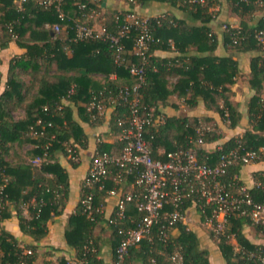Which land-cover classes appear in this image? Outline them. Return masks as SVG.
<instances>
[{"label":"trees","instance_id":"1","mask_svg":"<svg viewBox=\"0 0 264 264\" xmlns=\"http://www.w3.org/2000/svg\"><path fill=\"white\" fill-rule=\"evenodd\" d=\"M0 0V26L3 31L0 38V224L14 215L20 231L29 236L33 244L20 246L17 238L9 231L0 228V264H34L36 259L37 241L43 238L49 225L55 217L62 214L69 193V176L66 168L56 160H47L56 151L67 155L63 142H69L75 151L85 148L87 136L80 122L75 119L73 109L77 110L79 119L84 122H98L99 116L95 109H88L93 100L103 98V103L110 107L109 130L115 134L119 131L117 121L126 118L127 105L121 99L111 101L108 95L116 96L120 89L131 86L135 82L127 68V63H137L139 59L131 53L132 39L136 31L131 30L129 37L123 42L126 52L123 54L124 64H117L108 42L103 39L74 38L73 18L78 15V4L90 5L87 0H61L62 11L67 15L64 34L54 33L52 25L59 22L57 11L53 5L44 6L40 0ZM125 2V0H123ZM147 1L138 0L139 6ZM153 1V0H152ZM164 1L172 7L181 10L183 15L177 17L173 13L164 12L150 16V32L152 40L148 44L147 62L143 73V82L139 88L140 110L155 106L157 110L167 104H172V95L183 98L190 106L200 99L206 109L218 113L223 124L228 128L236 127L241 120V112L234 101V91L231 86L236 82L240 72L238 62L230 55L214 54L217 47V34L211 30L209 22L216 19L219 9L213 11L210 7L220 6L222 0H203L202 3L189 4L184 0ZM231 13L239 17L238 24L222 21L229 29L221 28V40L225 49L232 52H253L250 57L247 83L253 94L248 102L247 128L241 135H235L220 142L223 138L219 128L196 132L199 123L197 118L167 116L165 123L147 126L145 139L151 145L154 158L162 159L165 151L178 147L191 146L197 137L203 143L198 147V159L213 164L221 153L238 147L239 152L255 151L258 157L253 161L264 160V15L253 23L254 13L264 10V0H224ZM104 0L99 2L97 9L102 12L100 22L106 31L114 32L122 24V12L127 8L106 11ZM87 9V8H86ZM87 11V10H86ZM121 11V13H119ZM247 16V17H246ZM220 24V26H221ZM259 34V35H257ZM261 37L262 40H259ZM236 39V42L233 40ZM15 43L23 49L22 53H13L5 57L4 52L10 43ZM176 51L173 57H158L156 50ZM194 53H190L192 48ZM2 55V56H1ZM4 62V63H3ZM53 65L56 71L52 72ZM23 73H29L32 84L37 85L34 95L23 94L21 79ZM95 74L101 75V80L94 79ZM114 75L115 78H110ZM177 76L171 85L168 77ZM264 90V89H263ZM23 109L24 118L14 120L13 110ZM40 120V122H38ZM209 123L210 118L204 117ZM43 131L42 134L39 132ZM217 131V132H216ZM53 135V137H51ZM30 144L27 154L43 157L39 166L21 161L13 164L6 159L11 142ZM216 142L221 146L205 148L204 144ZM220 142V143H218ZM49 144V145H48ZM48 145V146H47ZM45 146L47 148L45 149ZM103 151L118 154L120 144L115 140L103 141L100 144ZM71 165L76 162L69 157ZM237 162L228 167L224 179L230 180L235 187L243 185L239 178L241 166ZM117 167L112 166V171ZM49 175V176H47ZM254 184L248 188L253 202L264 204V170L253 173ZM133 175L126 176L122 184H118L117 195L111 213L96 211L87 215L81 199L87 192L83 185L80 188V198L75 212L72 213L64 231L68 246L75 252L73 264H101L98 258L97 237L94 234L96 224L103 221L111 232L114 264L115 250L121 239L119 228H133L144 215L137 210L135 201L128 203L125 217L116 222H109L114 217L116 201L120 194L130 189ZM113 182H106V188H111ZM110 197L104 192L95 195V202L104 207L105 199ZM196 196L188 197L180 206L185 214L190 207L195 208L201 219L200 202ZM33 200V204L30 201ZM28 205L29 218L22 214L21 207ZM249 211V206H243ZM168 210L172 207H168ZM209 213V207H205ZM161 222L156 223L151 231L141 240L128 248L122 264H174L170 255L177 250L181 254L182 264H209L208 252L200 248L196 234L184 228L182 222H176L167 230V238L163 242L160 237ZM251 225L257 232L264 235V223L255 222L248 212L240 209L232 210L226 221L225 229L214 238L226 264H262L256 255L264 256V245L250 242L243 232V227ZM179 234L174 236V228ZM233 237L237 247L230 243ZM25 248L29 252H25ZM252 253L253 256L249 254ZM44 264H56L46 261ZM57 264H70L62 257Z\"/></svg>","mask_w":264,"mask_h":264},{"label":"built area","instance_id":"2","mask_svg":"<svg viewBox=\"0 0 264 264\" xmlns=\"http://www.w3.org/2000/svg\"><path fill=\"white\" fill-rule=\"evenodd\" d=\"M24 1L26 0L18 2L22 4ZM87 1L90 3L88 7L85 3L78 4V15L73 18L74 38L78 40L98 38L107 41L115 62L124 64L123 54L126 52V47L123 39L129 37L133 29L136 34L132 39L131 53L139 59L137 63H127L129 73L134 76L135 82L129 87L120 89L116 96L108 95L111 101L121 99L128 108L126 118L117 121L120 128L116 134V141L120 144L119 153L113 154L96 148L83 177V185L87 188V192L81 203L84 211L89 215L93 211L103 213V207L95 202L96 194L104 192L109 196L117 195L116 186L122 184L126 176L133 175L130 189L118 197L114 217L109 222L122 220L125 217L126 207L131 201H135L137 210L143 211L144 215L133 228L118 229L122 237L115 250V264H122L128 248L138 243L158 222H161L159 238L164 242L167 238L166 231L176 222L185 220L186 216L180 211V206L186 198L193 195L200 202L199 208L204 223L215 237L225 229L227 216L234 209H240L241 213L248 212L255 222L264 223V204L253 202L246 186L235 187L230 180L224 179L229 166L237 162L246 164L255 160L258 157L255 151L248 150L241 153L236 147L221 153L215 163H206L198 159V147L203 143L199 136L187 148L178 147L168 151L159 149L158 152L164 155L162 159L152 156L151 145L144 134L147 126L165 123L167 116L155 106H148L143 110H140L139 106L141 97L139 88L143 82L145 63L149 56L148 44L152 40L150 17L141 15L137 11L138 0H125L131 8L122 12V24L118 25L114 32H109L103 25L95 27L92 23L93 17L98 15L97 6L101 0ZM184 1L189 4L203 2V0ZM39 3L55 7L59 22L53 24L51 30L54 33L63 31L68 17L62 11L61 0H40ZM221 28L229 29L225 23ZM258 38L262 40L261 37ZM233 42H236V39ZM88 109H95L96 115L100 116L105 113L107 107L103 103V98H99L91 101ZM207 129L209 128L200 122L196 132L200 133ZM42 133L43 131L39 132ZM63 146L67 155L77 161L78 153L74 146L69 142H63ZM220 148L221 146L217 147ZM45 156L46 153L43 157L35 156L34 161L44 160ZM114 165L117 170L113 172ZM109 180L113 182V186L106 188V182ZM244 205L250 207L249 211L243 208ZM168 207L172 209L168 210ZM205 207H209V213L206 212ZM249 255L253 256L252 253ZM256 257L264 264V256L257 254ZM170 259L174 264H182L181 254L177 250L172 252Z\"/></svg>","mask_w":264,"mask_h":264},{"label":"crops","instance_id":"3","mask_svg":"<svg viewBox=\"0 0 264 264\" xmlns=\"http://www.w3.org/2000/svg\"><path fill=\"white\" fill-rule=\"evenodd\" d=\"M102 5L106 11H114L127 8V4L123 0H104ZM225 8L226 7L222 3L218 7L219 13L217 18L209 22L211 30L217 34L218 44L214 50V54L218 56L232 55L230 50L228 51L227 49H225L222 44L220 22L224 21L226 17L228 18V21H230V23L238 22V19L236 18V16L232 15V13L228 14L229 16L225 13ZM137 11L141 15L149 17L157 16L164 12L173 13L177 17H181L183 15L180 9L172 7L164 1L156 0L147 1L142 6H139L137 8ZM64 33L65 32L63 31L62 34ZM191 48L192 50L190 53H194L193 47ZM22 52L23 49L19 48L15 43L12 42L9 44L8 48L4 52H2L5 55V57H3L2 59H4L5 61V59L11 54ZM249 53L250 52H237L236 55L231 56L238 61V66L241 72L248 73V59H246V57L249 56ZM176 54L177 53L172 49V46L169 50L154 51V55L158 57H173ZM0 68L3 69L2 66ZM54 71H56L55 65H53L52 68V72ZM23 72V68H21V79L24 84L22 92L23 94L32 96L36 92L37 85L31 83L29 73ZM110 78L114 79L115 76L111 75ZM94 79L101 80L102 78L100 74H95ZM168 79L171 85H173L176 82L177 76H169ZM231 88L233 91H235L236 95L234 96V101L238 104V109L242 114L240 123L234 128L226 127L225 124H223L218 113L213 110L206 109L205 105L200 99L198 100L196 105L190 106L185 102L183 98H179L173 94L172 97L176 99V102L163 106L161 110L165 113L166 116H173L175 118L188 117L189 119L197 118L200 121H203L204 124H208L207 121L205 122L204 117H209V121L212 123V125H207L209 129H212L215 126L216 128H219L218 131H224V133L227 132L229 134V136L221 139L220 142H223L231 136L241 135L247 128H249V100L245 102L243 94L245 92L251 96L253 94V90L249 88L248 84H246L245 81L235 82L231 86ZM240 89L243 91H241ZM1 90L2 85L0 86V91ZM110 112L111 109L110 107H108L105 113L99 116L98 122H93L92 120H90V122H84L79 119L77 110L74 107V117L80 122L84 133L87 136L86 147L80 148L78 150V160L75 161V166L70 164L69 156L64 155L61 151H56L48 159L51 161L57 159L62 164V166L66 168L69 176V193L62 214L55 217L54 222L49 225L47 234L37 242L43 245L45 244L47 246L56 247V249H60L59 253L63 254L66 259V255L69 253H74V250L72 247L67 245L64 238V231L67 226L68 218L72 213L75 212L77 203L79 201L82 179L87 172L91 156L96 148H100L101 142H112L116 140V134L109 130L108 122ZM24 116V111L23 109H21V119L24 118ZM218 145L219 144L214 142L212 144H204V147L212 149ZM260 170H264V160L251 161L242 165L239 170V178L242 181V184L247 188L252 187V185L254 184L253 173ZM114 198L115 197L110 196L105 199V204L103 207V213L105 214V216H108L109 213H111L115 203ZM22 214L26 215L24 211H22ZM185 216L186 218L182 222V224L184 225V228L191 230L196 234L200 248H204L207 250L209 264H226L215 240L209 237L207 233V225L204 223L203 219H201L198 211L195 208L190 207L186 210ZM1 225H3L4 229H6L7 231H11V233H13L14 235H17V233L20 232L21 238L24 240H29L30 238L19 230L17 219L14 215H11V217L5 219ZM243 232L250 242L254 244L264 245V235H262V233L260 232H257L253 226L247 225L243 227ZM94 234L97 237L98 258H100L101 264H114L113 246L110 235L111 232L108 229L107 225L103 221L98 222L94 228ZM172 234L174 236H177L179 234V229L177 227L174 228ZM230 243L233 244V246L237 247V243L233 237L230 238ZM136 264H142V262H136Z\"/></svg>","mask_w":264,"mask_h":264},{"label":"rangeland","instance_id":"4","mask_svg":"<svg viewBox=\"0 0 264 264\" xmlns=\"http://www.w3.org/2000/svg\"><path fill=\"white\" fill-rule=\"evenodd\" d=\"M222 3H223V5L226 7L225 8V13L228 15V14H231V11L229 10V7H228V5H227V3L224 1V0H222ZM218 7L219 6H213V7H210V9L211 10H213V11H216V10H218ZM100 15H102V12L101 11H99L98 12V15L97 16H95V17H93V19H92V23L93 24H95V27H98L99 25H101V22H100ZM232 15H234V16H236V18L238 19V21H239V17L237 16V15H235V14H233L232 13ZM261 15H264V10H262V11H258V12H256V13H254V18L252 19V20H250V22L251 23H253V22H255L256 20H257V18L259 17V16H261ZM229 16V15H228ZM247 17V16H246ZM224 21L225 22H230V21H228V18L226 17L225 19H224ZM221 23V22H220ZM232 26H235V25H237L238 24V22L237 23H230ZM222 25V24H221ZM64 31V30H63ZM63 31H61V33H63ZM2 34H3V31H2V29H1V26H0V38L2 37ZM229 51V50H228ZM231 53H232V55H236L237 53H235V52H232V51H230ZM231 55V56H232ZM252 55H254V53L253 52H250L249 53V56H247L246 57V59H248V68H249V61H250V57L252 56ZM238 62V61H237ZM248 71V73H249V70H247ZM248 73H245V72H239V74L237 75V77H236V82H241V81H245L246 82V84H248L247 83V79H248ZM263 86H264V83H263ZM237 88V87H236ZM264 89V88H263ZM262 89V94H263V96H264V90ZM241 90V89H240ZM241 91H243V90H241ZM236 94H235V91H234V96H235ZM233 96V97H234ZM243 98H245L244 100H245V102L246 101H248L249 100V98H250V95H248L247 93H245L244 92V94H243ZM171 99H172V101H173V103L174 102H176V99L175 98H173V97H171ZM12 117H13V119L14 120H19V119H21V107L20 108H16V109H14L13 110V113H12ZM209 124L210 125H212V123L211 122H209L208 124H204V122H203V125L204 126H209ZM217 132V131H216ZM220 132H222L221 134H222V136H223V138H225L226 136H229V134L227 133V132H225L224 133V131H220ZM222 138V139H223ZM30 148H31V145L30 144H22L21 145V141L18 143V142H11L10 143V147H9V150H8V152H7V154H6V159L9 161V162H11V163H13V164H18V163H21V161H26V162H30L33 166H39V164H40V161H34V159L32 158L33 156L32 155H30V154H27V152H28V150H30ZM49 159V158H48ZM47 159V160H48ZM47 176H49V175H47ZM30 204H33V200L32 201H30ZM28 205H29V203H27V204H24L22 207H21V210L22 211H24L25 213H26V215H24L25 217H27V218H29V212H28ZM0 228H2V229H4L3 228V225H1L0 224ZM6 230V229H5ZM20 230V229H19ZM9 232H11V231H9ZM18 232V231H17ZM207 233H208V235H209V237H211V239H213V240H215L216 241V239L214 238V236L212 235V232L210 231V229L208 228L207 229ZM13 234V233H12ZM14 235V234H13ZM16 238H17V240H18V243H19V245L20 246H27L28 244L30 245V244H33V243H35V241H32L30 238H29V240H24V239H22L21 238V233L19 232V233H17V235H14ZM37 243V248H36V259H35V262H34V264H44L46 261H52V262H54V263H58L59 262V260H60V258H62V257H64V255L63 254H61V253H59V251H60V249H56V247H53V246H47V245H43V244H40V243H38V242H36ZM25 252H29V249H27V248H25ZM67 256V259H66V257H64L67 261H68V263H70V264H73L74 262H75V252L74 253H69V254H67L66 255Z\"/></svg>","mask_w":264,"mask_h":264}]
</instances>
